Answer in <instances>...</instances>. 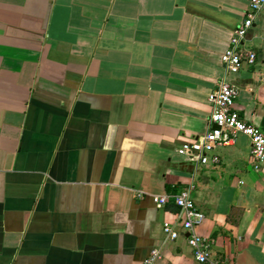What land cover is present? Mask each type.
Masks as SVG:
<instances>
[{
	"label": "crops",
	"instance_id": "1",
	"mask_svg": "<svg viewBox=\"0 0 264 264\" xmlns=\"http://www.w3.org/2000/svg\"><path fill=\"white\" fill-rule=\"evenodd\" d=\"M248 4L0 0V264H139L156 246L157 264H197L178 207L151 199L190 182L211 259L264 264V161L254 168L250 140L217 146V167L177 151L207 130ZM244 46L255 63L227 79L264 132V9Z\"/></svg>",
	"mask_w": 264,
	"mask_h": 264
},
{
	"label": "built area",
	"instance_id": "2",
	"mask_svg": "<svg viewBox=\"0 0 264 264\" xmlns=\"http://www.w3.org/2000/svg\"><path fill=\"white\" fill-rule=\"evenodd\" d=\"M264 9V0H249L244 17L233 30L228 48L221 55L224 68V76L208 94V102L211 111L208 118L207 130L196 140L183 143L177 151L180 154L190 155L197 165L217 167L220 162L214 149L220 145L230 144L237 134L245 135L251 142L250 155L255 169L264 161V132L258 126L242 119L234 108L237 98V88L227 76L235 74L246 63L253 65L256 60V52L244 46V40L248 30L259 13ZM194 184L175 194H151V199L157 207L166 205L169 201L178 207L179 224L187 231L186 241L193 251L197 264H232L227 260L213 261L211 259L212 239L206 238L196 230L204 220V213L196 206L191 191ZM135 196L144 194L141 190H134ZM162 231L166 238L175 239L179 232L169 221H164ZM162 258L161 248L152 247L139 264H157Z\"/></svg>",
	"mask_w": 264,
	"mask_h": 264
}]
</instances>
